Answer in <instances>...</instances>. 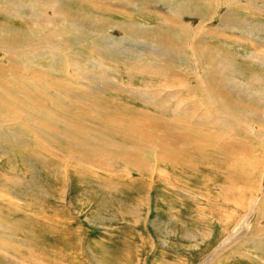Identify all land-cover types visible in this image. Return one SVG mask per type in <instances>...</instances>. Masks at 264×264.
Here are the masks:
<instances>
[{
  "label": "rangeland",
  "instance_id": "374dc122",
  "mask_svg": "<svg viewBox=\"0 0 264 264\" xmlns=\"http://www.w3.org/2000/svg\"><path fill=\"white\" fill-rule=\"evenodd\" d=\"M137 1L139 0H135L134 3ZM140 1L152 3L147 6L167 4L164 3L165 0ZM244 1L250 2L247 5L250 14L252 9L257 11L264 9V0ZM160 7L167 9L165 6ZM81 8L87 13L94 12L92 7L90 9L84 4ZM98 10L100 9H96ZM246 10L248 9L238 6L236 17L225 20L224 27L204 25L205 28L198 33L195 30L196 26H192L194 30L190 36L196 35V37L191 39V43L203 41L206 30L208 32L214 30L213 34L219 37L218 31L221 30H225L228 34L249 35V25L254 26L255 22L264 25V19L258 12L244 18L242 15ZM219 11L221 15H226L225 9ZM114 17L120 23L134 19L138 25H155L158 21L155 16H141L136 13L130 18L119 15ZM233 24L235 28H232ZM114 31L111 37L113 40L135 48V55L142 54L145 40L140 28L133 31L130 36L121 29ZM223 37L227 35L223 34ZM229 37L216 39L215 45L222 47L230 42V52L225 49L221 51L231 54L243 52L238 49V41H243L240 38ZM80 38L86 39L84 35ZM99 40L100 38L96 41ZM213 41L211 38L208 39V42ZM84 44L82 43L78 49L81 52L79 57L84 60L81 61L82 67L87 63L85 58H92L98 68L95 66L78 78L85 84L93 87L95 85V89L98 90L104 89V86L109 88L100 95V99H93L91 94L79 92L78 94L82 95L80 98L71 96L64 100L62 91L69 93L70 84L65 85L64 82L58 81L48 89L60 90L54 94L57 99L63 97L60 100L65 104L63 109H70L73 114L87 111L89 114L84 115L85 118L93 121L92 123L97 120L95 125L116 132L115 136H110L116 144L129 143L134 139L127 131L130 122L143 124V119L129 117V114L134 113L135 110L146 113L149 111L155 116L160 115L158 112H163L171 116L165 117L168 121H174L179 117V109L166 111L167 106H171L170 103L164 102L163 106L158 104L161 97L155 100L152 95L147 94L151 99H148L146 104L141 101L142 97L138 96L136 90L155 92L159 88H156L159 81L158 78L151 81L149 77H144L146 80L144 83L137 82L136 79L141 78L142 74L123 65L124 62L132 60L131 56H124L117 51L113 53L110 50L105 53L101 48H95L91 52L82 51ZM200 47L204 49V43ZM167 59L171 61L173 59L174 62L182 61L179 53L168 55ZM197 71L200 76L203 75L199 68ZM70 73L73 75L72 71ZM255 73L264 77V72L255 71ZM64 75L66 76L65 73ZM135 75L137 78H134ZM119 87H123L122 93L115 92V88ZM182 94L183 91L179 92L177 101L186 103V108H189L188 98ZM74 99H76L74 102L71 101ZM50 103L53 104L54 101ZM150 104L156 108L158 106V109ZM91 108L99 109L100 112L94 114L93 111H89ZM36 112L40 116L41 113ZM234 115L229 114V116ZM37 118L39 121L31 122L32 127L45 129L41 122L43 119L45 124H49L52 128L53 125L60 129L65 128L63 124L58 123L59 117H57L58 122L52 121L54 118ZM218 118L223 123V128L219 127L218 123L209 124L204 117H192L187 123H183L185 126H190V130L184 132L186 134L184 141L189 142L194 153L186 156L188 166L178 171L180 181L169 184L171 190L168 192L167 187L164 186L166 182L156 181V184L151 186V193V189L147 193L148 185L152 182L149 183L143 178L147 188L137 186L138 184L133 185L131 183L133 181L124 174H128L133 179L139 177V174L115 166L113 162H108V166L116 173L108 172L111 169L101 170L86 165L79 168L80 173H77L75 168L71 171L70 165L65 164L64 155L67 154L66 142L73 140L59 137L54 139L52 135H45L48 138L45 144L37 135V138L34 135L27 137L31 139L32 145V147L30 145L31 151L25 152L29 155L27 156L29 161L21 163V156L11 157L14 161L10 163L17 168L16 172L8 168V165H0V222L4 225H12L18 239L14 244L15 253L6 254L5 251H0V264H24L21 261L25 264L37 262V264H264V143H258L253 139L256 132L254 135L249 133L247 127L241 128L235 123V127L231 129L228 127V121L231 123L232 121L228 117ZM234 118L239 123L250 125L254 131H259L260 117ZM153 120L158 123L156 118ZM117 125L122 129L117 128ZM208 125L217 130L208 129ZM206 131L212 134H207ZM134 140L139 142V139ZM10 153H13V150L0 143V158L9 157ZM58 155L61 158H58ZM167 164L170 165L171 160H168ZM261 179L260 191L250 207L251 210L246 213L249 199L256 194ZM11 202L16 205V209L9 205ZM256 209L259 210L252 222L253 212ZM15 257L16 259L13 260Z\"/></svg>",
  "mask_w": 264,
  "mask_h": 264
},
{
  "label": "bare ground",
  "instance_id": "6f19581e",
  "mask_svg": "<svg viewBox=\"0 0 264 264\" xmlns=\"http://www.w3.org/2000/svg\"><path fill=\"white\" fill-rule=\"evenodd\" d=\"M134 1L0 0V143H4L13 150L9 157L2 156V159L0 158V165H8V168L16 172L17 168L10 163V161H14L11 157L14 155L21 156V163H25L26 160L29 161L27 158L29 155H26L25 152L31 151V139L29 140L27 137L30 135L36 137L37 135L38 139L45 143L47 142L45 135H52L54 139L59 137L74 141L66 142L67 154L64 155L65 164L70 165L71 171L75 168L76 172L80 173L79 168L84 167L83 165L101 170L111 169L108 165L113 162L115 166L139 174L136 179L124 174L126 178L133 181L131 182L133 185L138 184L137 186L144 188L145 180L143 178H146L149 183L152 182L151 185H148L149 187H145H148L147 190L145 189L147 193L151 186L156 184V181L166 182L164 186L167 187L168 192L171 190L169 184L180 181L178 171L188 166L186 156L194 153L189 142L184 141L186 138L184 132L185 130L189 131L190 126H185L183 123H187L190 118L204 117L209 124L217 125L218 123L219 127L223 128V123L219 121L218 117H228L232 121V123L228 121L229 128H234L235 123L241 128L247 127L249 133L254 135L256 132L253 139L258 143H264V77L255 73V71L264 72V25L259 22H255L254 26L249 25V35L228 34L225 33V30L218 31L221 39H228L231 36L243 41H238V49L243 52H235V54L229 53L230 42L222 47L215 45L216 39L219 40L220 37L213 34L214 30L212 32L206 30L203 41L198 40L191 43V39L196 35L190 36L194 30L192 28L194 25L198 33L205 28L204 25L213 27L214 25H221L224 27L225 20L236 17L238 6L248 9L242 15L244 18L258 12L260 17L264 19V9L258 11L252 9L250 14L247 6L250 2L244 0H168L167 2L165 0L166 5L158 3L167 9L159 5L147 6L152 4L149 1L139 0L136 2L137 4ZM82 3L90 9L92 7L94 12L87 13L84 11L81 8ZM96 9L100 10L96 11ZM220 9H225L226 15H221ZM134 13L141 16L152 15L157 17L158 21L155 25H138L134 19L127 23L125 21L120 23L114 17V15H119L130 18ZM139 28L141 29L140 32H143L142 35L145 40L142 45L144 54L142 52L141 55H135V48L125 45V43L116 42L111 38L116 29H121L130 36L133 31ZM232 28H235V24ZM223 34L227 37H223ZM82 35L85 36V40L80 38ZM96 38H100L99 42L96 41ZM209 38L214 41L208 42ZM82 43H85L82 51L91 52L95 48H101L105 53L110 50L113 53L117 51L124 56H131L132 60L124 62L123 65L142 74L141 78L138 77L139 79L136 75L134 76L137 78V82L144 83V77H149L148 79L151 81L158 78L159 81L156 85V88H159L154 89L155 92L136 90L138 96L142 97L141 101L146 104L148 99H151L147 94L152 95L155 100L161 97L158 104L163 106L164 102L170 103L171 106H167L166 111L179 109V117L174 121H168L165 117L171 116L163 114V112H158L160 115L157 116L154 113L150 114L149 111L146 113L135 110L134 113L130 114L127 112L129 117H138L144 121L143 124L130 122L127 126V131L134 139H139V142L133 139L129 143L116 144L110 137L115 136L116 132L95 125L97 120L92 123L93 121L85 118L84 115L89 114L87 111L73 114L72 110L63 109L65 104L60 101L63 97L64 100L71 96L78 99L82 96L78 94L79 92H86L95 99L99 98L109 88L104 86V89L98 90L95 89L94 83L93 87L79 79L84 72L86 74L88 70L96 66L94 59L85 58L87 63L82 67L81 61L84 60L79 57L81 52L78 51ZM98 43L103 44V46ZM203 43L204 49L200 47ZM222 49L229 50V52L221 51ZM84 53L82 52V54ZM174 53H179L182 61L174 62L173 59L172 61L167 59L168 55L173 56ZM98 55L102 56L101 53ZM108 61L109 59H107ZM198 68L203 73L202 76L199 75ZM70 71L73 72V75ZM52 74L56 76H50ZM58 81L64 82L65 85L70 84V92L63 90V97L57 99L54 93H58L60 90L50 91L48 87L58 83ZM115 89V92H123V87ZM178 89L183 91L182 96L188 98L189 108H186V103L177 101L179 92H182ZM138 96L136 95V98ZM53 98L55 99L53 100ZM76 99L71 101L74 102ZM40 101L42 102L40 103ZM52 101H54L53 104L50 103ZM43 103L51 108H47ZM153 107L158 109V106L157 108L156 106ZM90 110L94 114L100 112L96 108ZM36 111L41 113L40 116ZM67 113L69 114L67 115ZM166 113L169 114V112ZM231 113L235 115L229 116ZM37 117L54 118L52 121L56 120V122H58L57 117H59L58 123L63 124L65 128L60 129L55 125L52 128L49 124L46 125L43 119L41 122L46 127H43L45 129L38 126V128L32 127V121H39ZM234 117H260L259 131H254L250 125L239 123ZM154 118L158 120V123L153 120ZM116 127L121 128L119 125ZM207 128L217 130L214 127H209V125ZM206 133L212 134L208 131ZM57 157L61 158L59 155ZM168 160H171L170 165L167 164ZM108 172L113 171L111 169ZM14 175L16 176V174ZM108 175L110 174L108 173ZM262 179L258 184L256 194L249 199V202L247 201L246 213L251 210L250 207L260 191ZM151 191L152 189L150 193ZM9 205L16 209L14 203L11 202ZM257 210L259 209L253 212L254 215L252 213V222ZM16 233L12 225H4L0 222V251H5L6 254L16 252L14 246L18 240ZM11 246L12 249H10ZM21 262L25 264L24 261Z\"/></svg>",
  "mask_w": 264,
  "mask_h": 264
}]
</instances>
